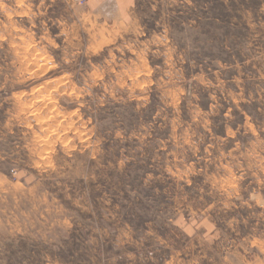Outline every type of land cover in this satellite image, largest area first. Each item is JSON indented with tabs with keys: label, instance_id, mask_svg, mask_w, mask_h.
<instances>
[{
	"label": "clouds",
	"instance_id": "obj_1",
	"mask_svg": "<svg viewBox=\"0 0 264 264\" xmlns=\"http://www.w3.org/2000/svg\"><path fill=\"white\" fill-rule=\"evenodd\" d=\"M0 264H264V0H0Z\"/></svg>",
	"mask_w": 264,
	"mask_h": 264
}]
</instances>
